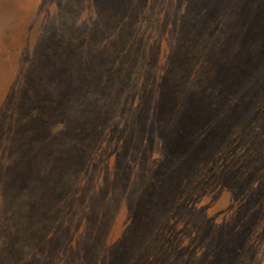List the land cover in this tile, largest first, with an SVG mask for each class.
Instances as JSON below:
<instances>
[{
	"label": "rangeland",
	"instance_id": "rangeland-1",
	"mask_svg": "<svg viewBox=\"0 0 264 264\" xmlns=\"http://www.w3.org/2000/svg\"><path fill=\"white\" fill-rule=\"evenodd\" d=\"M261 148L264 0H0V264H264Z\"/></svg>",
	"mask_w": 264,
	"mask_h": 264
},
{
	"label": "trees",
	"instance_id": "trees-1",
	"mask_svg": "<svg viewBox=\"0 0 264 264\" xmlns=\"http://www.w3.org/2000/svg\"><path fill=\"white\" fill-rule=\"evenodd\" d=\"M248 54H246V53H241V57L242 56H247ZM231 81V80H230ZM235 81H237V79H236V77L235 78H233L232 79V82L234 83ZM228 88L229 87H227L226 88V91H228ZM223 89H220L219 90V92L217 93L218 95H220V97L221 96H223V97H225L226 96V93H224V91H222ZM232 97V96H231ZM260 128H262L261 127V124L259 123V122H256V124H255V129H260ZM190 130V131H189ZM202 130H204L205 131V129H203V128H192V129H186V128H183L182 130H180L179 132H178V134H179V136H180V138H182V140H187V141H194V139H196V138H198V134L200 133V132H202ZM258 134L259 133H251V135L254 137V138H256V141H257V143L260 141V138H258ZM247 135V134H246ZM248 139H249V136H246ZM194 138V139H193ZM260 152H256V153H254L253 154V156H254V158H256L257 156H263L264 155V151L262 150V148H261V150H259ZM244 153L242 152V151H239V152H235V153H233V155H232V158L233 159H237L235 162H231L228 166H226L225 168H223L222 170L223 171H227V170H230V169H235V168H238V167H241V166H243V164L241 163V157H242V155H243ZM253 158V159H254ZM221 185L219 184L218 185V187H220ZM220 190H225L223 187H220Z\"/></svg>",
	"mask_w": 264,
	"mask_h": 264
},
{
	"label": "bare ground",
	"instance_id": "bare-ground-1",
	"mask_svg": "<svg viewBox=\"0 0 264 264\" xmlns=\"http://www.w3.org/2000/svg\"><path fill=\"white\" fill-rule=\"evenodd\" d=\"M34 221V220H33Z\"/></svg>",
	"mask_w": 264,
	"mask_h": 264
}]
</instances>
